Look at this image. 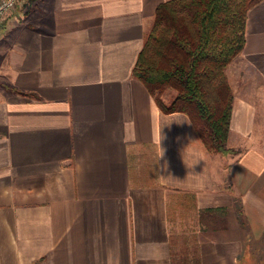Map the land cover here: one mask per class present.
Instances as JSON below:
<instances>
[{
  "label": "crops",
  "instance_id": "0c3cea01",
  "mask_svg": "<svg viewBox=\"0 0 264 264\" xmlns=\"http://www.w3.org/2000/svg\"><path fill=\"white\" fill-rule=\"evenodd\" d=\"M164 1L25 0L0 23V264H264V0L225 70L227 156L131 75Z\"/></svg>",
  "mask_w": 264,
  "mask_h": 264
},
{
  "label": "trees",
  "instance_id": "16d2710c",
  "mask_svg": "<svg viewBox=\"0 0 264 264\" xmlns=\"http://www.w3.org/2000/svg\"><path fill=\"white\" fill-rule=\"evenodd\" d=\"M262 0H167L155 8L131 75L164 114L183 113L210 154L227 146L233 94L226 67L242 51L247 12ZM174 92L165 102V91Z\"/></svg>",
  "mask_w": 264,
  "mask_h": 264
},
{
  "label": "built area",
  "instance_id": "2783aa9c",
  "mask_svg": "<svg viewBox=\"0 0 264 264\" xmlns=\"http://www.w3.org/2000/svg\"><path fill=\"white\" fill-rule=\"evenodd\" d=\"M25 0H0V23Z\"/></svg>",
  "mask_w": 264,
  "mask_h": 264
},
{
  "label": "rangeland",
  "instance_id": "374dc122",
  "mask_svg": "<svg viewBox=\"0 0 264 264\" xmlns=\"http://www.w3.org/2000/svg\"><path fill=\"white\" fill-rule=\"evenodd\" d=\"M4 77L0 74V84H4ZM174 95V92L171 90H167L163 93L162 98L165 102H168Z\"/></svg>",
  "mask_w": 264,
  "mask_h": 264
}]
</instances>
